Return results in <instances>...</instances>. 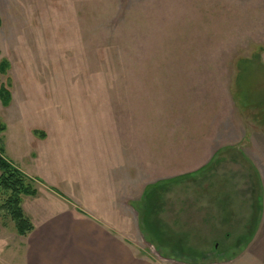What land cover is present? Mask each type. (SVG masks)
<instances>
[{
	"label": "rangeland",
	"instance_id": "374dc122",
	"mask_svg": "<svg viewBox=\"0 0 264 264\" xmlns=\"http://www.w3.org/2000/svg\"><path fill=\"white\" fill-rule=\"evenodd\" d=\"M1 61L0 151L35 189L25 216L66 192L143 256L264 264V227L208 241L165 218L170 187H229L192 178L208 160L264 203V0H0ZM25 236L0 210V264H26Z\"/></svg>",
	"mask_w": 264,
	"mask_h": 264
},
{
	"label": "crops",
	"instance_id": "0c3cea01",
	"mask_svg": "<svg viewBox=\"0 0 264 264\" xmlns=\"http://www.w3.org/2000/svg\"><path fill=\"white\" fill-rule=\"evenodd\" d=\"M56 144H59V141H56ZM220 149L223 148H216L211 157L219 153ZM209 161L205 162L206 166L192 178L196 181L205 175L206 178L226 180L229 182V187L222 191L218 187L203 189L197 187L193 191L183 187H170L166 189L168 196L165 202L167 201L169 204L167 207L173 210L167 212L165 218L172 221V228L180 231L192 227L209 229L201 230L205 240L223 232H225L224 236L229 237V233H231L230 236L235 234L236 228L245 231L255 226L257 229L251 232V237L254 238L258 229L264 227V203L261 202L260 196L258 202L254 203L251 192H248L247 198L245 191L238 190L228 181L229 178L226 175L215 171L210 165L213 161ZM56 170H58L57 163ZM186 175L189 174L182 173L176 179H182ZM171 176L159 179L170 184L175 180ZM257 177H259L258 174ZM61 179H67L64 173ZM63 193L66 194L64 197L49 193L47 200L37 203L35 210L28 216L33 222V229L25 236L26 264H206L190 263L170 257H161L160 260H156L153 257L138 254L135 252V244L123 232V228L109 221L111 216L104 214V211L94 209L95 207L91 210H81L69 204L68 194ZM222 195H225L228 200L230 198L236 206L230 207L228 203H221ZM235 198L239 202L236 203ZM174 206H177L175 210ZM167 207L165 205V208ZM227 212L234 216L233 222H230L231 218L227 217ZM183 214L186 216L185 220L191 224L182 223ZM237 236H245V234ZM252 240H246L245 243L250 244ZM247 258L242 252V255L237 258L231 257L224 261L207 264H248Z\"/></svg>",
	"mask_w": 264,
	"mask_h": 264
},
{
	"label": "trees",
	"instance_id": "16d2710c",
	"mask_svg": "<svg viewBox=\"0 0 264 264\" xmlns=\"http://www.w3.org/2000/svg\"><path fill=\"white\" fill-rule=\"evenodd\" d=\"M6 65L5 61H1L0 70ZM10 92L2 84H0V103L7 105L10 102ZM1 149V148H0ZM0 151V193L3 195V200L0 204V210L8 213L14 221L15 230L19 235H27L32 229L33 224L30 219L25 216L21 207V198L23 195H34L35 189L29 183L23 172L12 164ZM168 184L164 183L163 188L154 187L157 192L158 199H162V192ZM157 188V189H156ZM161 190V191H160ZM160 191V192H159ZM160 204L154 205V209L159 208Z\"/></svg>",
	"mask_w": 264,
	"mask_h": 264
}]
</instances>
